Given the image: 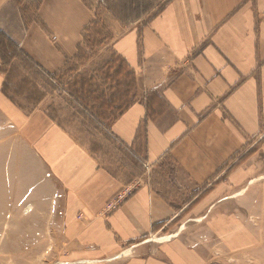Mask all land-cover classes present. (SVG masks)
<instances>
[{
  "label": "crops",
  "instance_id": "1",
  "mask_svg": "<svg viewBox=\"0 0 264 264\" xmlns=\"http://www.w3.org/2000/svg\"><path fill=\"white\" fill-rule=\"evenodd\" d=\"M12 4L0 0V31L38 69L62 71L81 46L89 8L41 0L26 27L17 16L14 28ZM112 50L135 91L109 133L145 167L170 166L187 200L173 203L154 176L105 169L40 104L17 105L0 53V212L26 208L32 225L22 230L32 245L61 249L47 260L59 264H210L216 251L262 253L264 0H167ZM167 229L176 231L170 239Z\"/></svg>",
  "mask_w": 264,
  "mask_h": 264
},
{
  "label": "rangeland",
  "instance_id": "2",
  "mask_svg": "<svg viewBox=\"0 0 264 264\" xmlns=\"http://www.w3.org/2000/svg\"><path fill=\"white\" fill-rule=\"evenodd\" d=\"M12 1L15 10L8 15V24L18 28L15 20L19 16L26 27L35 15L38 0ZM166 1L83 0L92 20L85 28L76 57L62 71L50 76L25 60L10 59L8 53L10 57H6L2 70L6 73L5 92L17 105L31 110L40 104L57 124L95 155L102 167L113 173L120 169L124 179L154 176L160 189L170 195L169 200L178 205L187 199L176 188L173 169L170 166L162 170L145 167L138 158L128 156L109 133V124L132 102L130 95L135 91L133 77L126 73L122 61L113 52L112 42L156 14ZM138 184L136 182L133 189ZM210 186V183L202 185L200 193H205ZM123 198L109 204L107 213ZM25 209L17 212L14 206H4L1 210L4 212H0V264H59L47 260L61 249L30 243L37 240H32L31 231L22 230L32 225L31 213ZM168 229L164 233L168 232L167 239H170L176 231ZM213 257L215 262L210 264H264V250L253 256L247 252L223 255L216 251Z\"/></svg>",
  "mask_w": 264,
  "mask_h": 264
},
{
  "label": "trees",
  "instance_id": "3",
  "mask_svg": "<svg viewBox=\"0 0 264 264\" xmlns=\"http://www.w3.org/2000/svg\"><path fill=\"white\" fill-rule=\"evenodd\" d=\"M40 1L41 0H38V2ZM0 53L3 62H5L6 57L11 56L10 59L25 60L33 67L37 68L31 59L20 50L19 46L2 32H0ZM7 53L10 54V56H7Z\"/></svg>",
  "mask_w": 264,
  "mask_h": 264
},
{
  "label": "built area",
  "instance_id": "4",
  "mask_svg": "<svg viewBox=\"0 0 264 264\" xmlns=\"http://www.w3.org/2000/svg\"><path fill=\"white\" fill-rule=\"evenodd\" d=\"M55 39V38H54ZM121 198V197H120Z\"/></svg>",
  "mask_w": 264,
  "mask_h": 264
}]
</instances>
